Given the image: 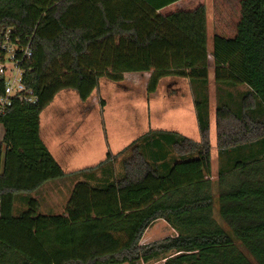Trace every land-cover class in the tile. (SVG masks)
Here are the masks:
<instances>
[{"label": "trees", "instance_id": "16d2710c", "mask_svg": "<svg viewBox=\"0 0 264 264\" xmlns=\"http://www.w3.org/2000/svg\"><path fill=\"white\" fill-rule=\"evenodd\" d=\"M212 14L215 82L250 89L241 125L221 124L237 117L229 101L216 107L218 151L229 159L216 200L206 0H0V38L11 30L30 45L21 68L38 97L15 98L0 116V264H264V120L253 113H264V0H212ZM145 71L151 93L167 76L192 83L201 142L159 133L177 157L163 166L148 160L145 134L129 146L122 177L79 181L61 214L43 212L34 194L66 172L40 138L42 111L62 89L87 100L101 77ZM4 87L0 76V96ZM18 200L27 203L21 212ZM217 203L227 229L214 219ZM158 219L177 235L141 245Z\"/></svg>", "mask_w": 264, "mask_h": 264}, {"label": "crops", "instance_id": "0c3cea01", "mask_svg": "<svg viewBox=\"0 0 264 264\" xmlns=\"http://www.w3.org/2000/svg\"><path fill=\"white\" fill-rule=\"evenodd\" d=\"M206 14L208 31L209 24H213L212 0H206ZM151 74V71L125 72L119 81L103 76L87 100H82L76 90L62 89L42 111L40 138L66 172L64 177L52 181L57 185H47L48 181L35 193L50 186L46 201L42 194L36 195L46 206L47 211L43 212L61 214L79 181L108 184L122 177V163L130 155L129 146L142 140L145 134L152 140L146 143L143 151L152 164L156 162L165 166L177 159L171 151L168 136H160L159 133L174 132L189 137L191 122L198 129L195 100L190 106L184 90L185 78L180 76L163 77L158 89L149 92L147 83ZM165 79H173L166 91L161 89ZM120 125L121 136L129 134L127 143L116 132ZM160 137L165 141L159 142ZM165 148L168 149L166 152ZM110 154L112 159L106 162ZM59 207H62L61 212L52 211ZM159 221L166 228L164 237L177 235L166 220L158 219L145 231L141 245L164 239L150 233V228ZM163 261L165 264V259Z\"/></svg>", "mask_w": 264, "mask_h": 264}, {"label": "rangeland", "instance_id": "374dc122", "mask_svg": "<svg viewBox=\"0 0 264 264\" xmlns=\"http://www.w3.org/2000/svg\"><path fill=\"white\" fill-rule=\"evenodd\" d=\"M212 19V17H211ZM213 24H209V29H208V48H209V85H208V91H207V96H208V100H210V109H209V117H210V130H209V134H210V144H211V166H212V174H211V181L212 184L214 185L213 188V195L215 197V200L217 199L218 195H219V191H220V187H221V183L219 180V171L221 169V167H225L227 165V163L229 162V159L226 155H220L219 151H218V131H217V118L215 117V112H216V107L217 104L220 103V97H222L223 100L229 101L231 104V108L233 109L234 113L237 114V117H235L236 119L234 120L232 118V120L229 121V123L227 122H223L221 123L222 125H228L231 126V128H235L239 125H241V123L239 122V110L240 107L242 105V95L245 94L247 91H249V87L248 85H219V83L215 82V75H214V70H215V66L213 65ZM171 81H173V79H165L163 81V85L161 87L162 90L166 91L167 90V86L169 85V83H171ZM186 87L184 88V90L187 92L188 95V100H189V104L191 106V101L194 100V90L192 86V83L189 82L188 78H185V82ZM183 84V83H182ZM178 86V85H177ZM174 86L171 88L173 89ZM248 99L252 100V103L255 102V99H253L252 95H250L248 97ZM254 116L256 117V119L259 120H264V113L260 110H258V107L254 109L253 111ZM117 121H120V119H117ZM166 123V122H164ZM194 123L191 122V128L189 131V138L192 139L193 141H198L201 142L202 140V135L200 134V128L198 127V129L196 127L193 126ZM221 131V129H220ZM111 132V130H110ZM109 132V134H110ZM116 132L118 135H122L123 131H122V127L121 125L119 127L116 128ZM3 133H4V129L2 124L0 123V140L2 141V137H3ZM129 134H127L126 136H121V140H126L125 142L127 143V141L129 140ZM162 141H165L161 138ZM168 149L165 148L164 151L166 152ZM174 156L176 157V155L174 154ZM121 173L123 172V170H121V168L118 169ZM56 182V181H55ZM50 181L47 185H57V183ZM58 187V186H57ZM49 190H50V186L48 187H43V190H41L38 194H34L39 195L42 194L44 200L46 201L47 197L49 196ZM45 192V194H44ZM44 194V195H43ZM53 199L57 200V197H54ZM41 201V198L39 199ZM61 204V202L59 203ZM27 203H23L22 200H18L16 202V212H21L23 210L26 209ZM41 206H42V211H47V209L45 208L46 206L44 205L43 200L41 201ZM62 207L57 208L55 210V212H61ZM214 219H216L225 229H227V226L225 225L224 221L221 219L220 215H219V204L217 203L215 205L214 208V213H213ZM150 233L153 234L154 237L157 236H162L164 237L167 233H165L166 228L164 226V223L162 221H159L157 223H155L151 228H150ZM165 233V234H164ZM138 264H164V261L162 259L159 260H152L149 261L147 263L141 262Z\"/></svg>", "mask_w": 264, "mask_h": 264}, {"label": "built area", "instance_id": "2783aa9c", "mask_svg": "<svg viewBox=\"0 0 264 264\" xmlns=\"http://www.w3.org/2000/svg\"><path fill=\"white\" fill-rule=\"evenodd\" d=\"M11 33L7 30L0 38V50L4 54L0 62V76L5 80V91L0 96V116L15 98L22 102H36L38 99L34 90L24 82V70L21 68L23 60L32 56L30 45H19L18 41H13Z\"/></svg>", "mask_w": 264, "mask_h": 264}]
</instances>
